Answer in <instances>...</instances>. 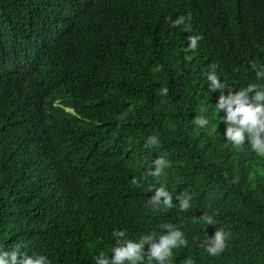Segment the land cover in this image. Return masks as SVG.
Wrapping results in <instances>:
<instances>
[{
	"label": "trees",
	"instance_id": "16d2710c",
	"mask_svg": "<svg viewBox=\"0 0 264 264\" xmlns=\"http://www.w3.org/2000/svg\"><path fill=\"white\" fill-rule=\"evenodd\" d=\"M189 35L201 39L185 53ZM253 60L264 64V0H0V248L95 264L114 231L138 241L172 222L188 245L171 264H264V156L226 146L206 78L225 94L264 83ZM158 156L169 167L145 178ZM152 186L192 208L152 209ZM217 228L227 247L210 256L199 241Z\"/></svg>",
	"mask_w": 264,
	"mask_h": 264
},
{
	"label": "clouds",
	"instance_id": "9594fccd",
	"mask_svg": "<svg viewBox=\"0 0 264 264\" xmlns=\"http://www.w3.org/2000/svg\"><path fill=\"white\" fill-rule=\"evenodd\" d=\"M172 24L174 27L183 25L185 32L192 31L190 24L185 23L184 16L177 17ZM200 39L199 36L189 35L187 37L188 46L183 51L185 53L195 51ZM185 59L190 61L192 57L185 55ZM250 67L255 71L257 80L264 81V64L253 60ZM155 70L159 71L160 68ZM206 78L210 90L220 92L215 109L225 114L222 121L226 125L223 134L226 146L241 148L247 144L253 153L264 156V83H251L245 88L236 91L229 90L225 94L223 90L226 85L221 82L214 70L206 73ZM159 94L166 96L168 89L161 88ZM120 118L123 119L124 116ZM193 122L200 128H207L210 124L209 119L203 116H197ZM157 143L156 137H149L147 146H155ZM167 167H169V161L163 156H158L152 161V168L148 170L145 178L148 176L158 178ZM132 182L137 185L140 183L135 178ZM150 190L154 194L148 198L147 204L154 210L172 205L174 199L178 201L181 212H187L192 208L191 197L187 194L174 197L163 186H152ZM200 219L206 225H216L214 218L207 213H204ZM161 227L164 229L161 234L142 235L138 241L127 239L124 231H114L116 246L111 249V256L101 252L94 257L95 264H125L126 261L129 264H145V257L148 258L147 264H171L168 258L173 250L187 247L188 240L182 229L172 222L165 223ZM228 238L227 232L217 228L211 236L205 233L199 242L208 255L219 256L225 251ZM145 246H147V251H145ZM0 264H50V261L45 255L22 254L17 245L11 250L0 248ZM188 264H191L190 260Z\"/></svg>",
	"mask_w": 264,
	"mask_h": 264
}]
</instances>
